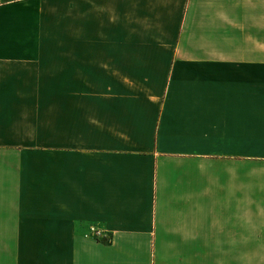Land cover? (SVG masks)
Returning <instances> with one entry per match:
<instances>
[{
  "label": "crops",
  "instance_id": "obj_1",
  "mask_svg": "<svg viewBox=\"0 0 264 264\" xmlns=\"http://www.w3.org/2000/svg\"><path fill=\"white\" fill-rule=\"evenodd\" d=\"M0 264H264V0H0Z\"/></svg>",
  "mask_w": 264,
  "mask_h": 264
},
{
  "label": "built area",
  "instance_id": "obj_2",
  "mask_svg": "<svg viewBox=\"0 0 264 264\" xmlns=\"http://www.w3.org/2000/svg\"><path fill=\"white\" fill-rule=\"evenodd\" d=\"M91 235H93L94 237H96V240H102L103 236L101 231L97 230L96 227H91Z\"/></svg>",
  "mask_w": 264,
  "mask_h": 264
}]
</instances>
